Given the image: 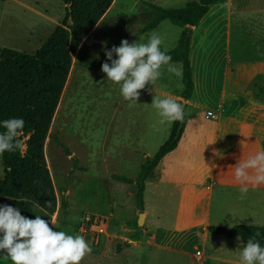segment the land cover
Listing matches in <instances>:
<instances>
[{
    "label": "rangeland",
    "instance_id": "obj_1",
    "mask_svg": "<svg viewBox=\"0 0 264 264\" xmlns=\"http://www.w3.org/2000/svg\"><path fill=\"white\" fill-rule=\"evenodd\" d=\"M190 1L195 0H117L73 54L72 66L45 142L57 209L54 214H48L37 207L32 219L38 214L54 230L83 236L92 251L80 264H200L195 260L196 251L201 248L199 235L192 227H179L175 219L179 210H185L182 217H186L187 210L199 217L200 206L182 209L176 192L179 187L173 182L168 183L179 178L183 165H177L169 174L168 170L164 172V182L168 183L166 195L157 194L158 188L152 183L147 185V203L151 208L148 223L155 224L157 243L168 248L131 249V245H135L132 240L144 229V225L137 226L142 213L137 211L135 198L137 177L145 158L154 156L168 138L173 122H162L151 103L154 98L162 99L167 95L178 102L183 101L180 97L184 88L183 64L172 62L179 74L170 73L167 66H163L158 80L139 90L137 103L125 101L118 86L106 80V74L101 71V64L105 62L104 44L110 49L113 45L119 46L123 39L129 43H146L150 34L155 32L161 36L162 50L174 49L182 28L171 21L162 22L148 33L141 34L139 30L153 13L151 4L180 8ZM243 12L252 15L249 17L251 23H242L241 19L235 22L232 18ZM65 14L63 0H0V47L35 53L63 23ZM191 29L194 100L213 104L221 97L227 77L226 64L232 58L248 61L255 60V57L264 58V0H229L225 4L213 5L201 22ZM90 38L104 40V43H95ZM240 40L241 53L238 48ZM228 49L231 58H227ZM249 70L261 71L259 65ZM230 72L233 70H228V74ZM249 85L253 88L251 95L264 102V79L255 78ZM202 140L201 145L205 146L201 149L202 157L206 160H201L196 169H206L197 174L195 180L183 181L185 187L202 188L211 182L208 176L211 165L207 158L216 155L211 133L207 132ZM242 142L244 140L240 139L237 149L231 153L229 168L233 171L239 160H246L264 150V140L259 141V145H243ZM227 165L223 171H231ZM0 172L2 179L5 174L2 157ZM87 216L107 221V232L92 228ZM253 220L248 224L264 225L258 219ZM238 222L243 223L241 219ZM135 254L140 260L138 257L134 259ZM0 264H11V261L4 257ZM205 264L224 263L208 259Z\"/></svg>",
    "mask_w": 264,
    "mask_h": 264
},
{
    "label": "trees",
    "instance_id": "obj_2",
    "mask_svg": "<svg viewBox=\"0 0 264 264\" xmlns=\"http://www.w3.org/2000/svg\"><path fill=\"white\" fill-rule=\"evenodd\" d=\"M114 1L63 0L66 5L63 23L35 53L0 47V120L21 117L25 122L16 150L2 156L5 174L0 179V204L19 207L21 214L28 218H33L37 207L48 214L56 212L57 196L45 156L49 127L72 66L73 54ZM228 1L195 0L180 8L151 4L153 13L139 30L141 34L150 32L166 20L182 28L177 46L167 54L171 55L172 62L183 64L184 88L180 97L185 100L192 98L195 86L190 61L191 27L201 22L211 6ZM186 122V115L182 121H173L168 138L154 156H147L142 163L135 194L141 212L144 211L146 181L160 162L178 147ZM120 180L132 182L127 178ZM208 230L216 235L239 237L244 243L255 237L264 245V225L238 222L233 226L211 225ZM4 257L0 254V259Z\"/></svg>",
    "mask_w": 264,
    "mask_h": 264
},
{
    "label": "crops",
    "instance_id": "obj_3",
    "mask_svg": "<svg viewBox=\"0 0 264 264\" xmlns=\"http://www.w3.org/2000/svg\"><path fill=\"white\" fill-rule=\"evenodd\" d=\"M250 16L252 15L249 12H243L238 17L234 16L232 18L235 22L237 19H241L242 23H251ZM257 30L258 28L256 32ZM100 41L102 42L98 43H104V40ZM242 47L240 40L238 46L240 53ZM226 55L227 58H231L230 49H228ZM234 59L232 58V61L230 60L226 64L227 77H225L221 97L215 103L210 104L201 100H194V96L189 100L181 97L182 102H185L184 113L186 112V116H190L187 118L190 122L186 123L178 147L160 162L155 169L159 168V170L146 181L144 211L142 212L145 215L144 229L139 237L132 240L135 245L132 244L131 249L147 250L150 248L151 250L152 248V250H155L156 247L168 248L166 245L161 246L157 243V234L154 230L155 224L148 223L151 215L149 211L151 208H148L147 203V185L149 183L158 188L156 189V191L158 190L157 194L163 196L166 195L168 183L173 182L179 187L176 192L180 196L179 202L182 209L186 206H200L199 217H194L193 212L189 210H187L186 217H182L185 216V210H179L177 217H175L180 224L179 227H192L199 235L201 248L196 251L195 260L200 264H205L208 259L224 264H240V246L244 242L239 237L213 234L208 230L209 226H233L238 222V219H241L245 224H248V221H254L253 219H258L264 223V184L249 183L247 193L242 196L239 191L240 185L234 180V171L230 169L231 153L237 149L240 139L244 140L243 145L247 143H257L259 145V141L264 140V130H261L264 126V102L260 100V97H253L251 95L253 88L250 85L248 86L255 78L264 79V58L258 59L255 57V60L250 61L240 58ZM258 65L261 71L249 70L250 67ZM228 70H233V72L228 74ZM207 132L212 135L213 147H215L216 152L213 158H207L209 165H211L208 168V176L211 182L202 188H193L191 185L185 187L183 181L193 180L197 174L206 169H196V165L200 164L201 160H206L205 157H202L203 151H201L202 147L205 146L201 144H203L202 137ZM182 141L184 142L182 143ZM222 162L224 163L222 164ZM177 165H183L179 178L176 177L175 180L168 183L164 182L165 171L168 170L169 174L176 169ZM225 165L228 168L230 167L229 169L232 172L223 171ZM176 181H181L182 184ZM137 211L140 210L137 208ZM114 224L117 223L112 225ZM89 225L92 228H99L92 223H89ZM103 226H106V229ZM103 226L102 232H107V221ZM133 257L137 259L139 255L135 254Z\"/></svg>",
    "mask_w": 264,
    "mask_h": 264
},
{
    "label": "clouds",
    "instance_id": "obj_4",
    "mask_svg": "<svg viewBox=\"0 0 264 264\" xmlns=\"http://www.w3.org/2000/svg\"><path fill=\"white\" fill-rule=\"evenodd\" d=\"M161 45V36L155 32L146 43H129L123 39L119 46L113 45L110 49L102 45L105 62L101 64V71L106 74V80L118 86L125 101L137 103L139 90L157 81L163 66H167L168 72L179 74L171 55L166 49L162 50ZM151 104L162 122L184 119V105L171 95L154 98ZM24 123L21 117L0 120V129H3L0 131V157L16 150ZM233 168L234 180L240 185L243 196L249 183L264 184V150L239 160ZM91 251L83 236L54 230L41 215L28 218L21 214L19 207L0 204V254L11 264H80ZM239 260L240 264H264V245L250 237L240 246Z\"/></svg>",
    "mask_w": 264,
    "mask_h": 264
},
{
    "label": "built area",
    "instance_id": "obj_5",
    "mask_svg": "<svg viewBox=\"0 0 264 264\" xmlns=\"http://www.w3.org/2000/svg\"><path fill=\"white\" fill-rule=\"evenodd\" d=\"M86 219L88 220L89 223H92L94 226H97L99 228L104 227L103 225H104L105 221L100 217L99 218L98 217L92 218L90 216H87ZM102 231L103 230H101L100 232H102Z\"/></svg>",
    "mask_w": 264,
    "mask_h": 264
},
{
    "label": "water",
    "instance_id": "obj_6",
    "mask_svg": "<svg viewBox=\"0 0 264 264\" xmlns=\"http://www.w3.org/2000/svg\"><path fill=\"white\" fill-rule=\"evenodd\" d=\"M91 41L96 42V43L102 42V41L94 39V38L93 39L91 38ZM182 104L184 105V108H185V102H183ZM144 220H145V215H144V213H141L140 216H139V219H138V225L139 226H143L144 225Z\"/></svg>",
    "mask_w": 264,
    "mask_h": 264
},
{
    "label": "bare ground",
    "instance_id": "obj_7",
    "mask_svg": "<svg viewBox=\"0 0 264 264\" xmlns=\"http://www.w3.org/2000/svg\"><path fill=\"white\" fill-rule=\"evenodd\" d=\"M116 1H117V0H115V1H114V3L112 4V6H111V7H113V5L115 4V2H116ZM111 7H110V9H111ZM110 9H109V10H110ZM109 10H108V11H109Z\"/></svg>",
    "mask_w": 264,
    "mask_h": 264
}]
</instances>
